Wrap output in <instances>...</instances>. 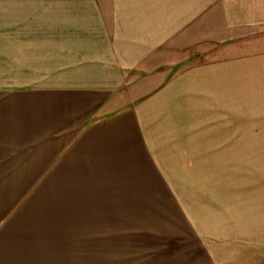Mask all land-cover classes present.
Here are the masks:
<instances>
[{"label": "crops", "instance_id": "crops-1", "mask_svg": "<svg viewBox=\"0 0 264 264\" xmlns=\"http://www.w3.org/2000/svg\"><path fill=\"white\" fill-rule=\"evenodd\" d=\"M42 2L1 28L0 264H264V0Z\"/></svg>", "mask_w": 264, "mask_h": 264}, {"label": "rangeland", "instance_id": "rangeland-1", "mask_svg": "<svg viewBox=\"0 0 264 264\" xmlns=\"http://www.w3.org/2000/svg\"><path fill=\"white\" fill-rule=\"evenodd\" d=\"M13 5V3H11ZM9 3L1 2L0 0V33H1V28H9V29H14L16 26L21 27V28H31V31L27 32L29 34H26L25 31L24 33V38L23 42L30 43V38L33 35L37 36L39 38L40 43L42 44L46 38H47V32H46V26H47V9H48V4L46 2L39 1L37 3H25L21 2L19 8L18 7H12V5ZM18 11L16 15H21L23 19H15V18H10L9 15L14 14L11 13L12 11L15 12ZM21 11V12H20ZM30 14H36L34 18H25V16H28ZM8 18H5L7 17ZM16 21L18 24H16ZM33 28L39 29V31L34 32ZM36 31V30H35ZM6 35V36H5ZM16 36L15 30H13L12 34L8 33H1L0 34V51L2 52L3 55V62L2 59H0V84H9L12 85V82L16 83V73H15V62L12 56L15 54V48L16 46V41L14 40ZM10 38V39H9ZM29 38V39H27ZM14 41H10V40ZM29 40V41H28ZM1 56V55H0ZM11 56V57H10ZM26 73L24 77H26ZM6 82V83H3ZM17 84V83H16ZM201 177L198 179L199 187H200V193L198 195L191 196L193 199V202L196 204H200L201 207V212H197V214H200L201 216L206 215V206L207 203L210 201L209 200V193H208V179L206 177V173L201 172ZM190 202V200H186ZM197 207V206H196ZM204 209V210H203Z\"/></svg>", "mask_w": 264, "mask_h": 264}]
</instances>
